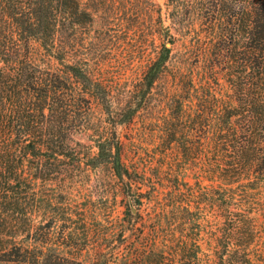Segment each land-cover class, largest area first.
<instances>
[{
  "label": "trees",
  "instance_id": "obj_1",
  "mask_svg": "<svg viewBox=\"0 0 264 264\" xmlns=\"http://www.w3.org/2000/svg\"><path fill=\"white\" fill-rule=\"evenodd\" d=\"M89 6L0 0V264H253L263 226L238 211L254 202L229 185L236 173L264 174V0L245 3L243 46L196 42L194 65L172 59L166 27L137 83L117 97L101 44L83 38ZM157 84L164 158H130L114 127L132 124ZM95 121L93 145L74 138ZM187 170L200 173L196 185L183 181ZM105 184L122 195L120 222L107 219L96 190ZM209 209L217 212L206 219Z\"/></svg>",
  "mask_w": 264,
  "mask_h": 264
},
{
  "label": "rangeland",
  "instance_id": "obj_2",
  "mask_svg": "<svg viewBox=\"0 0 264 264\" xmlns=\"http://www.w3.org/2000/svg\"><path fill=\"white\" fill-rule=\"evenodd\" d=\"M85 6L90 5L94 11L93 21L84 24L83 38L86 42H97L98 51L105 57L107 75L113 83L116 97L128 87H133L141 77L142 71L149 57L159 51L160 42L165 35L171 33L174 46L171 51L172 59H188L194 65L200 48L194 46L196 42L212 44H230L241 47L245 43L243 38L244 24L249 15L244 9L247 0H82ZM191 12L187 17V12ZM186 14V15H184ZM187 17V18H186ZM236 17V24L226 23L227 18ZM166 27L169 28L166 33ZM223 35V36H222ZM169 46V43H166ZM219 45V46H220ZM211 47L208 54H213L217 48ZM223 82L222 79L219 80ZM163 86L157 84L149 98V106L141 111L132 124L117 125L114 127L118 137L124 142L126 154L130 158L139 156V160L156 159L162 161L165 151V140L170 137L167 132V123L164 120L167 110L163 108ZM96 118L101 116L100 109L95 108ZM96 120V119H95ZM94 125L85 131L74 134V138L82 144L93 145L98 127ZM95 151V147H92ZM174 149L168 154L174 159L178 153ZM200 173L197 170L184 172L183 181L196 185ZM205 175V174H203ZM201 179L202 185L209 186L211 181ZM230 187L237 194L247 195L251 207H243L240 212L257 217L262 223L260 234L250 245L255 248L253 264H264V174L245 172L236 173L230 177ZM103 186V188L101 187ZM96 185L98 193H103L107 199L104 210L108 221L120 222L124 214L122 195L117 193L113 185ZM119 194V195H118ZM245 208V209H244ZM134 212V208L132 209ZM214 212H217L214 209ZM209 209L202 215L206 219L213 218L215 213ZM107 221V222H108ZM211 222L204 221L200 237L203 249L207 252L208 234ZM55 241V240H54ZM230 246L234 244L230 243Z\"/></svg>",
  "mask_w": 264,
  "mask_h": 264
}]
</instances>
